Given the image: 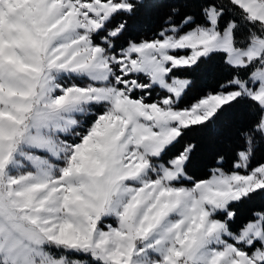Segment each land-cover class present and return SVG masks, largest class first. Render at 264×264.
Listing matches in <instances>:
<instances>
[{"label":"snow or ice","instance_id":"1","mask_svg":"<svg viewBox=\"0 0 264 264\" xmlns=\"http://www.w3.org/2000/svg\"><path fill=\"white\" fill-rule=\"evenodd\" d=\"M0 264H264V0H0Z\"/></svg>","mask_w":264,"mask_h":264}]
</instances>
